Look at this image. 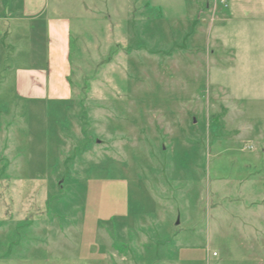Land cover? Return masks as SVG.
<instances>
[{"label":"rangeland","instance_id":"obj_1","mask_svg":"<svg viewBox=\"0 0 264 264\" xmlns=\"http://www.w3.org/2000/svg\"><path fill=\"white\" fill-rule=\"evenodd\" d=\"M68 1V99L0 66V264H264V100L222 93L210 0Z\"/></svg>","mask_w":264,"mask_h":264},{"label":"crops","instance_id":"obj_2","mask_svg":"<svg viewBox=\"0 0 264 264\" xmlns=\"http://www.w3.org/2000/svg\"><path fill=\"white\" fill-rule=\"evenodd\" d=\"M207 6L215 14L209 30L211 47L221 57L215 71L221 82L222 75L230 76L222 93L262 103L264 0H210ZM69 8L68 0H0V66L11 49L19 60L14 66L18 94L41 100L70 97L73 19L65 12ZM257 138L263 135L257 133Z\"/></svg>","mask_w":264,"mask_h":264},{"label":"trees","instance_id":"obj_3","mask_svg":"<svg viewBox=\"0 0 264 264\" xmlns=\"http://www.w3.org/2000/svg\"><path fill=\"white\" fill-rule=\"evenodd\" d=\"M70 46H71V73H72V69H73V64H72V52H73V46H75L76 47V45L78 44V40H77V38L75 37V35L74 34H71V41H70ZM70 73V74H71ZM70 77V76H69Z\"/></svg>","mask_w":264,"mask_h":264},{"label":"built area","instance_id":"obj_4","mask_svg":"<svg viewBox=\"0 0 264 264\" xmlns=\"http://www.w3.org/2000/svg\"><path fill=\"white\" fill-rule=\"evenodd\" d=\"M244 148H252V145H246Z\"/></svg>","mask_w":264,"mask_h":264}]
</instances>
